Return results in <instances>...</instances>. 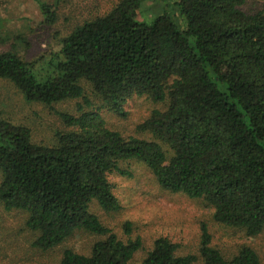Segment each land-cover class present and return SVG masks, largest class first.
Listing matches in <instances>:
<instances>
[{
	"label": "trees",
	"instance_id": "trees-1",
	"mask_svg": "<svg viewBox=\"0 0 264 264\" xmlns=\"http://www.w3.org/2000/svg\"><path fill=\"white\" fill-rule=\"evenodd\" d=\"M67 1L33 0L46 26ZM145 1L119 0L76 25L42 61L0 52V80L28 103L82 102L78 116L62 114L69 129L52 145L0 118V209L26 214L42 250L77 231L103 238L90 255L67 250L61 264H130L143 250L130 223L125 241L93 213L121 210L110 177L128 162L147 166L163 190L207 203L216 222L264 233V12L244 11L248 0H177L174 16L146 23ZM5 22L0 11L1 44L11 40ZM135 99L163 106L138 127L151 140L110 129L101 113L125 117ZM212 240L204 224L198 257L160 237L141 264H263L250 247L227 259Z\"/></svg>",
	"mask_w": 264,
	"mask_h": 264
},
{
	"label": "rangeland",
	"instance_id": "rangeland-1",
	"mask_svg": "<svg viewBox=\"0 0 264 264\" xmlns=\"http://www.w3.org/2000/svg\"><path fill=\"white\" fill-rule=\"evenodd\" d=\"M118 1L69 0L60 7L57 24L46 26L42 24V16L33 0H0V11L6 20L4 37H11V40L0 43V52L14 48L30 62L42 61L51 52L59 50L62 39L76 25L103 15ZM176 1L146 0L139 20L151 23L165 12L174 16L172 6ZM242 9L248 13L264 12V0H248ZM20 35L25 41L17 40ZM79 103L82 102L68 101L52 107L28 103L15 88L0 80V118L29 127L38 144H55L56 134L69 129L62 114L78 116ZM157 107L163 106L135 99L126 107L125 117L117 116L107 109H101V113L110 129L125 137L151 140L152 136L139 131L138 127ZM121 170V173L110 177L121 210L107 212L96 205L93 206V213L125 241L129 238L125 234V226L127 223L132 225V238L140 237L144 248L130 264H141L160 237H168L180 245L179 255L199 257L204 224L212 235L213 247L220 250L225 258L230 259L244 247H250L264 264V233L252 237L243 230L216 222L213 209L207 203L163 190L150 169L140 162L123 163ZM26 218L22 212L0 209V264H61L67 250L90 255L95 243L103 239L85 231H77L61 245L42 250L33 246L38 234L26 227ZM197 264L202 263L198 261Z\"/></svg>",
	"mask_w": 264,
	"mask_h": 264
}]
</instances>
